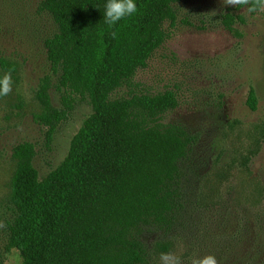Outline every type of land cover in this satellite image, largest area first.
Listing matches in <instances>:
<instances>
[{
	"label": "trees",
	"instance_id": "1",
	"mask_svg": "<svg viewBox=\"0 0 264 264\" xmlns=\"http://www.w3.org/2000/svg\"><path fill=\"white\" fill-rule=\"evenodd\" d=\"M185 1L135 0L136 13L111 27L103 22L105 0L40 1L38 11L52 24L44 47L60 93L55 107L46 79L37 94L43 110L36 120L47 129L48 145L77 104L88 102L92 113L65 159L43 178L33 163L35 145L13 148L5 251H17L22 264H152L156 250H170V242L151 247L144 237L181 225L198 137L183 124L163 122L178 106L174 91L131 88L171 37L176 7ZM244 23L235 12L222 16L223 27L237 37L235 25ZM247 104L257 109L253 89ZM248 230L244 225L232 234L231 249L247 241ZM262 253L254 249L235 264H252Z\"/></svg>",
	"mask_w": 264,
	"mask_h": 264
},
{
	"label": "rangeland",
	"instance_id": "2",
	"mask_svg": "<svg viewBox=\"0 0 264 264\" xmlns=\"http://www.w3.org/2000/svg\"><path fill=\"white\" fill-rule=\"evenodd\" d=\"M40 1L0 0V76L8 74L11 80L10 92L0 100L2 264H22L17 251H5L14 146L35 145L33 163L43 178L65 159L72 138L92 113L88 102L77 104L48 145L47 129L36 120L43 110L37 94L46 79L55 107L60 93L44 47L52 24L38 11ZM176 8L171 37L137 72L131 89L174 91L178 106L163 122L183 124L198 143L189 160L191 193L181 225L147 233L144 241L151 247L156 241L171 243L168 252L153 253L152 264H162V253L173 254L178 264L207 254L216 264H235L254 249L263 253L254 254L252 264H264V11L252 15L246 7L226 6L225 0H187ZM227 12L244 18V24L235 25L241 37L223 27ZM252 89L255 111L247 104ZM244 225L247 241L231 249L236 244L232 234Z\"/></svg>",
	"mask_w": 264,
	"mask_h": 264
},
{
	"label": "clouds",
	"instance_id": "3",
	"mask_svg": "<svg viewBox=\"0 0 264 264\" xmlns=\"http://www.w3.org/2000/svg\"><path fill=\"white\" fill-rule=\"evenodd\" d=\"M247 4V11L250 14H256L264 11V0H225L226 6H235ZM137 7L135 0H105L103 5V22L111 27L122 18L131 16L136 13ZM113 32L112 36L115 37ZM11 90V80L8 74L0 76V96L7 95ZM162 264H178L177 258L171 253H162L160 256ZM192 264H216V258L211 255H203L192 258Z\"/></svg>",
	"mask_w": 264,
	"mask_h": 264
}]
</instances>
